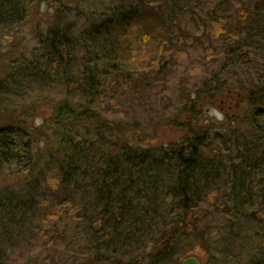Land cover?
I'll return each instance as SVG.
<instances>
[{
	"label": "trees",
	"instance_id": "trees-1",
	"mask_svg": "<svg viewBox=\"0 0 264 264\" xmlns=\"http://www.w3.org/2000/svg\"><path fill=\"white\" fill-rule=\"evenodd\" d=\"M261 1L255 15L243 11L230 21L222 15L231 9L223 8L227 1L202 6L191 0V19L187 27L177 29L180 43L161 38L159 54L145 47L153 41L151 35L161 31L163 15L151 3L123 5L91 29L95 34L80 40V52L84 51L80 64L74 61L75 41L51 37L39 57L3 81L1 109L6 108L7 97L19 96L22 88L33 94L35 88L56 85L61 70H78L77 76L63 74L62 80L79 83L83 103L81 108L57 103L54 117L30 133L17 114L0 118V172L13 165L34 172V146L45 137L58 148L56 159L55 152L49 156L56 163L53 169L45 168L17 194L1 193L0 245L9 246L14 227L28 225L39 208L49 210V202L63 207L56 213L59 217L65 208L75 206L78 199L71 194H78L84 203L70 213L74 225L65 233L77 247L70 264H182L196 249L208 259L209 255L214 260L236 257L244 264H264V68L257 64L259 55L264 58ZM27 3L0 0V30L20 23ZM207 40L224 43L218 54L224 63L186 107L198 120L202 107L234 95L248 108L237 115V121H228L219 131L193 119L179 125L184 133L180 140L145 149L117 138L99 101L104 94L101 78L120 74L134 90L148 80L162 82L188 47L212 56V49L204 44ZM141 49L149 55V64L145 53L132 62ZM237 67L245 69L247 79H234ZM153 73L155 77L149 79ZM227 74L232 78L222 77ZM76 123L82 124L81 133L74 130ZM47 171L55 177L46 178ZM46 189L52 196L47 205L42 194ZM55 191L61 197L55 198ZM201 208L210 221L204 227L195 215Z\"/></svg>",
	"mask_w": 264,
	"mask_h": 264
},
{
	"label": "rangeland",
	"instance_id": "rangeland-1",
	"mask_svg": "<svg viewBox=\"0 0 264 264\" xmlns=\"http://www.w3.org/2000/svg\"><path fill=\"white\" fill-rule=\"evenodd\" d=\"M34 1L35 3H30V15L26 21L23 18L19 21L20 23L11 28L6 27L7 29L4 31L0 30V84L15 70L19 69L24 64L23 61H25V64H29L41 55L49 39L47 33L51 29H62V31H73L75 33L76 36L72 40L76 42L78 50L74 61L80 64V59L84 58V51L80 52V40L83 36H92L94 27H97L104 19L113 17L114 11L123 5L126 8L138 3H151L163 15L164 24L160 25V32L151 35L153 41L145 47V50L159 54L161 49L158 44L161 38L167 41V38H171L176 45L180 43L179 37L181 35L177 29L180 26H182L181 29L187 27L192 14L188 11L194 8V5H191V0H77L71 3L72 6L69 3L71 6L69 9H74V12L66 17L64 14L61 16V12L65 10L64 8L50 7L49 2ZM224 1H227L229 5H225L223 8L230 7L231 9L229 11L224 10L225 14L222 15L229 17L230 21H233L236 15L243 11L250 10L252 15H255V9L261 8L263 4L261 0H195L202 6L212 5V3L217 5L224 3ZM88 29L92 32L87 33ZM85 33L87 34L85 35ZM69 40L63 41L69 43ZM204 44L206 47L210 46L211 53L213 52L212 56L208 55L209 52H199L196 48L188 47L186 53H182L180 59H176L179 62L172 69V73L162 82H149L148 80L142 83L137 90H134L127 86L126 81L122 76H119L120 74L113 78H101V90L104 94L99 101L103 102V108L109 117V125L114 129L117 138L122 139L123 137L132 146L145 149L151 146H166L183 137L184 133L179 125L192 122L194 119L189 114L188 107H186L189 99L194 98L197 90L204 87L205 81L210 80L212 75L220 72L224 63L222 57L218 58V54H221L224 48L222 41L207 40ZM144 53V50H139L132 57V62L144 57ZM148 56H145V64H149ZM261 56L259 55L257 63L260 69L264 68V58H261ZM12 63L16 64L13 65ZM253 65L256 64L253 62ZM244 70V68L237 67V73L232 75L234 79H247ZM77 72L78 70H61L60 75L62 76L59 77L56 85L53 84L52 87H45L44 89L35 88L31 91L33 94L25 93L26 89L22 88L19 96L7 97L6 108L1 109L0 107V118H11L17 114L23 123H27L30 133L33 129L39 130V127H42L43 124H46V121L54 117V108L57 103L66 102L72 104L75 108H81L83 98L78 95L79 83L74 81L72 84H69V82L67 84L62 80L63 74L64 77H72L73 75L77 76ZM226 76L229 79L232 78L229 74L222 77L225 79ZM154 77V73L148 76L149 79ZM228 96H222L213 105L202 107L201 116L198 120L194 119V123L197 122V125L200 126L212 124L216 130L222 131L223 124L228 121L233 123L237 121V115L242 114L248 108L245 103H241L234 95ZM2 99L4 100L3 97ZM31 109L34 113L30 112ZM235 128H238L237 124ZM74 130L76 134L81 133L82 124L76 123ZM47 140L45 137L34 146L37 162L34 172L25 169L24 166L15 165L0 172V195L7 190L17 194L22 188L37 179L45 168L53 169L56 163L49 156L55 152L56 159L58 148L56 145L53 147L51 141ZM59 160L61 158L58 157ZM50 173V171L46 172V178L55 177ZM42 194L47 197L48 201H43L47 205L50 201L49 198L52 199V196L47 192V189ZM61 194V192L55 191L52 195L59 198ZM71 198L78 199L74 201L75 206L65 208V212L61 216L57 217L56 213L63 210V207H58L56 204L51 205L49 202V210L39 208L34 216L30 218L28 225H25L22 229L14 227L13 234L9 238V246L2 247L0 245L2 255V250L5 251L4 254L6 253L4 258L2 255L0 256L3 258V260L0 258V264H25L30 260L39 264H49L48 261L50 260H53L56 264H70L74 257L72 256L73 253L76 254L77 247L72 241V237H68L65 233L73 229L74 222L70 213H75L73 212L74 209H79L80 203L83 202L78 194H71ZM205 211L202 208L195 211V215L200 216L203 227L210 222L205 217ZM198 256L204 264L245 263V261L241 262L236 257L216 258L214 260L211 255H209V259L206 255L205 257ZM75 258L77 260V257ZM76 264H78V261Z\"/></svg>",
	"mask_w": 264,
	"mask_h": 264
},
{
	"label": "flooded vegetation",
	"instance_id": "flooded-vegetation-1",
	"mask_svg": "<svg viewBox=\"0 0 264 264\" xmlns=\"http://www.w3.org/2000/svg\"><path fill=\"white\" fill-rule=\"evenodd\" d=\"M28 1V5L26 4V6H25V9L24 10H22V12H23V14H24V20L26 21V19L28 18V16L30 15V10L29 9H31V5H30V3L31 4H33V3H35V1L34 0H27ZM77 0H40V3H42V2H49L50 3V7L51 6H54V7H59V8H61V9H65L63 12H61V16L64 14L66 17H67V15H70L71 13H73L74 12V9H69V7L71 8V3L72 2H76ZM69 3H70V5H69ZM75 12H76V9H75ZM73 15V14H72ZM69 17V16H68ZM22 18V19H23ZM21 19V20H22ZM24 21V22H25ZM1 36V35H0ZM47 36H48V38H50V37H53V38H55V37H57V38H59V39H65V38H69V39H74L75 38V33L73 32V31H62V29L60 30V29H55V30H52L51 29V31H49L48 33H47ZM73 43H75L76 44V42H73ZM23 63L25 64V61H23ZM13 65L14 64H16V63H12ZM30 64V63H29ZM29 64H25L26 66L27 65H29ZM23 65V64H22ZM20 68V67H19ZM16 71V70H15ZM13 74V73H12ZM11 74V75H12ZM2 83V82H1ZM1 86V85H0ZM201 261V260H200ZM201 264H204L203 263V261H201Z\"/></svg>",
	"mask_w": 264,
	"mask_h": 264
},
{
	"label": "water",
	"instance_id": "water-1",
	"mask_svg": "<svg viewBox=\"0 0 264 264\" xmlns=\"http://www.w3.org/2000/svg\"><path fill=\"white\" fill-rule=\"evenodd\" d=\"M192 254L193 255H191V257L183 260L182 264H201L198 255L205 257V253H203V251H201L200 249H196Z\"/></svg>",
	"mask_w": 264,
	"mask_h": 264
},
{
	"label": "bare ground",
	"instance_id": "bare-ground-1",
	"mask_svg": "<svg viewBox=\"0 0 264 264\" xmlns=\"http://www.w3.org/2000/svg\"><path fill=\"white\" fill-rule=\"evenodd\" d=\"M93 34H95V33H93Z\"/></svg>",
	"mask_w": 264,
	"mask_h": 264
}]
</instances>
